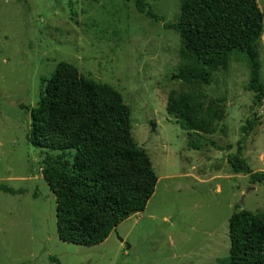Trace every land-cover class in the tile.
<instances>
[{"label":"rangeland","instance_id":"374dc122","mask_svg":"<svg viewBox=\"0 0 264 264\" xmlns=\"http://www.w3.org/2000/svg\"><path fill=\"white\" fill-rule=\"evenodd\" d=\"M147 2L165 22L178 19L181 0ZM257 4L262 10L264 0ZM180 49L177 32L134 0H0V184L21 190H0V264H229V216L236 205L264 210V182L233 172L227 155L241 139L245 161L264 172V99L246 87L244 54L233 52L209 84L189 83L178 77ZM257 50L264 83V29ZM60 62L121 93L131 135L158 178L143 211L92 246L59 239L55 197L22 108L36 103L41 79ZM170 96L193 104L187 116L204 117L209 130L184 129L167 111ZM195 141L200 147H189Z\"/></svg>","mask_w":264,"mask_h":264},{"label":"trees","instance_id":"16d2710c","mask_svg":"<svg viewBox=\"0 0 264 264\" xmlns=\"http://www.w3.org/2000/svg\"><path fill=\"white\" fill-rule=\"evenodd\" d=\"M134 5L179 35L180 58L186 63L178 74L181 80L209 84L212 71L225 68L236 51L248 60L247 89L255 92V102L264 99L257 50L264 7L261 10L257 0H181L173 23L154 14L147 0H134ZM41 82L36 103L22 108L30 113V141L40 148V172L55 197L57 235L78 245L99 244L121 222L143 211L157 175L131 135L130 106L119 91L66 62L58 63ZM170 98L167 111L176 113L184 129L209 130L211 122L205 124L204 117L187 116L193 104ZM189 147L200 144L190 142ZM242 150L239 139L235 153L227 155L231 170L247 174L251 183H263L264 172H254ZM0 190L21 193L4 184ZM228 237L229 264H264V210L236 205L228 219Z\"/></svg>","mask_w":264,"mask_h":264},{"label":"water","instance_id":"95a60500","mask_svg":"<svg viewBox=\"0 0 264 264\" xmlns=\"http://www.w3.org/2000/svg\"><path fill=\"white\" fill-rule=\"evenodd\" d=\"M155 127H156V125H155L154 123H152V124H151V130H152V131H155ZM120 240H122V239L120 238Z\"/></svg>","mask_w":264,"mask_h":264}]
</instances>
